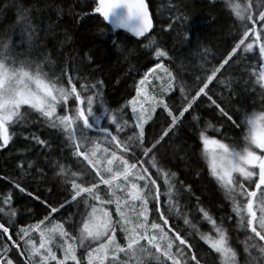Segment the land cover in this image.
Masks as SVG:
<instances>
[{
  "label": "snow or ice",
  "instance_id": "obj_1",
  "mask_svg": "<svg viewBox=\"0 0 264 264\" xmlns=\"http://www.w3.org/2000/svg\"><path fill=\"white\" fill-rule=\"evenodd\" d=\"M180 6L177 0V12ZM229 7L240 21V38L195 94L190 99L184 98L178 115L168 102L175 95L177 75L163 62L155 63L144 73L136 84V95L118 112L105 108L98 114L97 105L103 106L104 99L102 81L88 83L82 76L69 75L67 61L60 75L51 70L45 72L40 63L33 68V61L19 58L22 53L14 50L10 36L0 37V149H5L17 134L10 129L32 124L34 121L28 116L34 115L48 128L66 134L71 156L82 165L73 172L59 159L50 161L58 169L57 179L63 181L64 190L69 192L70 188V195L58 207L42 201L47 215L34 224L17 228L16 239L10 234V227L0 223V264H151L152 260L156 264H215L208 253L200 254L198 243L190 242L177 229L174 216L183 215L184 223L191 225L183 213L187 205H180L178 198L181 189L189 194L192 188L182 181L177 184L176 173L163 168L157 155L161 142L182 123L181 117L205 97L217 123L230 122V129L241 131L242 140L238 136L227 137L222 126L208 121L199 131L210 176L230 202L231 214L222 216L218 223L207 209L199 207L202 219L211 225L214 235L192 227L200 240L218 255L221 264H239L238 250L233 247L234 238L230 235L233 229L226 227L234 221L235 228L245 232L244 264H264V243H261L264 242V0L255 5L233 2ZM92 10L114 27L127 29L136 37L154 30L145 0H98V6ZM180 19L179 14L174 15L169 29ZM17 21L26 38L22 42L31 47L36 30L31 25L29 9L19 7ZM153 54L172 60L163 46H156ZM233 60L237 66H243L240 75L235 81L219 80L226 92L215 93L214 78L218 73L223 76L221 70L231 68ZM45 61L51 63L48 57ZM157 71L164 76L155 75ZM150 74L160 81L158 95H150L145 87ZM82 79L85 82L81 83ZM179 90L184 96L182 83ZM250 94L259 97V111L246 109ZM233 104L239 107L233 108ZM129 109L131 115L127 116ZM102 118L108 122L104 126ZM157 119L168 126L158 139L150 140L146 126L150 121L155 124ZM197 119L193 116V120ZM209 129L215 135H206ZM26 139L45 148L51 145L49 140L32 132L27 133ZM28 163L31 166L32 162ZM4 179L11 180V175ZM15 187L20 192L26 191L18 181ZM196 200L199 205L200 198ZM12 202L9 193L0 202V213L9 218L15 216ZM65 206L74 211L64 216Z\"/></svg>",
  "mask_w": 264,
  "mask_h": 264
},
{
  "label": "trees",
  "instance_id": "obj_2",
  "mask_svg": "<svg viewBox=\"0 0 264 264\" xmlns=\"http://www.w3.org/2000/svg\"><path fill=\"white\" fill-rule=\"evenodd\" d=\"M146 1L153 18L154 30H149L150 35L145 33L144 37H136L128 30L114 27L110 21L104 20L99 13L94 12L92 9L98 6V0H0V37L7 39L10 36L14 50L22 53L19 58L33 61V68L36 63H40L45 72L51 70L60 75L67 61L69 75L82 76L88 83L92 80L102 81L104 99L103 106L97 105L98 114L105 108L118 112L127 100L136 95V84L142 73L161 61L177 75L178 85L173 90L175 95L168 102L174 105L178 115L184 98L190 99L191 95L195 94L207 75L224 60L240 38V21L232 13L229 4L234 2L255 5L258 0H179V12L176 8L177 0ZM19 7L29 9L31 25L36 30L31 47L27 42H22L26 38L21 32L22 25L17 21ZM177 14L181 19L173 22L174 26L169 29L171 18ZM150 42H153L152 46L144 47ZM156 46H163L172 60L170 61L169 57H155L153 53ZM45 57H48L51 63H47ZM242 67L237 66V61L233 60L231 68L226 66L227 70L222 69L223 76L218 73L217 78H214L216 82L212 83L214 92L225 93V86L218 81H235ZM73 68L77 71L73 72ZM63 82H67L66 78ZM80 82H85V79ZM180 83L185 88L184 96L179 90ZM207 105L206 97L201 103L194 104L193 108L181 117L182 123H178L174 131L161 142L157 155L163 168L176 173L177 184L182 181L192 188L189 194H185L181 189L178 198L180 205H187L183 207V213L187 214L191 225L184 223L183 215L174 216L177 229L187 235L190 242L200 245L201 255L208 253L209 259L215 260V264H221L218 255L200 240L192 227L195 225L200 232L214 235L211 225L202 219L199 207L207 209L218 223L222 216L231 214L230 202L224 199L223 191L210 176L199 131L204 129L205 121H208L216 127L222 126L224 135L229 138L238 136L242 140V133L238 129H230V122L217 123L215 112ZM237 107L239 105L233 104V108ZM246 109L259 111V97L250 94ZM130 115L129 109L127 116ZM153 116L155 119L156 114ZM193 116L198 119L193 120ZM28 119L34 122L19 124L10 129L17 134L5 149H0V202L10 193L13 201L11 207L16 211V215L11 218L0 213V223L10 227L13 239H16L17 228L34 224L47 215L42 201L52 207H58L70 195V188L69 192L64 190L63 181L57 179L58 169L51 167L50 161L59 159L61 164L71 165L75 171L82 167L80 161L71 156L66 134L48 128L37 121L34 115H29ZM106 123V119L102 118L101 125ZM167 126V123L160 119H157L155 124L150 121L146 126L149 139H158ZM112 130H115L114 125ZM29 132L49 140L50 147L45 148L26 139ZM206 135L215 133L209 129ZM29 161L32 162L31 166ZM51 172L54 174L49 178ZM198 172L201 174L198 175ZM9 175L11 180L4 179ZM16 181L26 189L25 192H20L15 187ZM161 190L164 191L163 188ZM37 196L39 199L35 198ZM196 197L200 198L199 205ZM72 211L74 209L65 206L63 215L67 216ZM226 227L233 229L230 235L234 238L233 247L238 250L239 256L244 248L245 232L236 229L234 221L230 225L226 224ZM35 239L39 240V236ZM238 256L239 264H244V259ZM151 264H156V261L152 260Z\"/></svg>",
  "mask_w": 264,
  "mask_h": 264
},
{
  "label": "rangeland",
  "instance_id": "obj_3",
  "mask_svg": "<svg viewBox=\"0 0 264 264\" xmlns=\"http://www.w3.org/2000/svg\"><path fill=\"white\" fill-rule=\"evenodd\" d=\"M157 63H161V61H158ZM153 66H154V65H153ZM153 66H152V67H153ZM152 67H150V68H152ZM147 71H148V69L142 73L141 78L143 77L144 73H146ZM155 75H159V76H162V77H163V76H164V73H163V72H160V71H157V72L155 73ZM155 75L150 74L149 83L145 85V87L147 88L148 93H149L150 95H158V94H159L160 81L155 80ZM141 78H140V79H141ZM140 79H139V80H140ZM139 80H138V81H139ZM76 163L78 164V162H76ZM78 165H79V164H78ZM50 166L52 167V164H51V163H50ZM65 167L71 169V171H73V172L75 171V168H72L71 165H65ZM53 174H54V173L51 172V173L49 174V178H51ZM35 240H36V239H35ZM36 242L38 243L39 240H36ZM246 255H247V254L244 253V251H242L241 254L238 256V258H242V259H244V257H245ZM126 259H127V258H126Z\"/></svg>",
  "mask_w": 264,
  "mask_h": 264
},
{
  "label": "water",
  "instance_id": "obj_4",
  "mask_svg": "<svg viewBox=\"0 0 264 264\" xmlns=\"http://www.w3.org/2000/svg\"><path fill=\"white\" fill-rule=\"evenodd\" d=\"M145 2L147 3V1L145 0ZM149 15H150V17H151V13H150V10H149ZM120 28V27H119ZM121 29H124V28H121ZM125 30H127V29H125Z\"/></svg>",
  "mask_w": 264,
  "mask_h": 264
},
{
  "label": "bare ground",
  "instance_id": "obj_5",
  "mask_svg": "<svg viewBox=\"0 0 264 264\" xmlns=\"http://www.w3.org/2000/svg\"><path fill=\"white\" fill-rule=\"evenodd\" d=\"M151 13V12H150Z\"/></svg>",
  "mask_w": 264,
  "mask_h": 264
}]
</instances>
